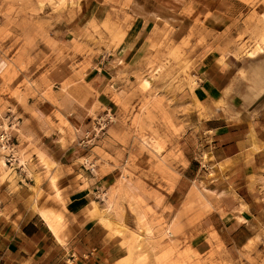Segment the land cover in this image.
<instances>
[{"label": "crops", "instance_id": "0c3cea01", "mask_svg": "<svg viewBox=\"0 0 264 264\" xmlns=\"http://www.w3.org/2000/svg\"><path fill=\"white\" fill-rule=\"evenodd\" d=\"M253 1L185 0L187 8H179V23L165 29L177 32L175 40L187 39L182 61L194 79L189 100L181 109L186 141L179 142L178 159L184 164L177 162L179 175L171 186L159 172L155 171L154 179L149 156L132 145L129 116L137 88L127 85L126 77L131 80L133 74L124 75L121 62L132 65L144 44H159L171 36L149 33L153 26L149 16L133 11L134 0L119 9V19L114 20V30L120 29L113 52L91 59L81 81L70 87L59 85L70 77L68 72L56 76L59 83L51 92L56 102L35 95L27 97L26 104L7 105V121L13 124L7 123L16 129L21 153L15 154L13 162L16 188L5 183L0 203V264H115L125 254L122 235L115 227L123 226V233H128L136 225L140 212L136 211L145 205L173 218L190 179L198 178L204 189L218 193L225 208L235 209L243 202L247 219L264 181V81H255L264 80V55L240 58L234 54L233 41L238 32L243 31L246 38L249 30L262 29L264 1ZM106 8L100 2L83 7L90 32L96 31L95 22L105 18ZM109 14L113 20L115 12ZM63 28L71 29L55 22L49 30L64 45L76 34L67 37V31L61 33ZM94 37L98 42L89 40V44L106 46L99 35ZM37 91L41 93V88ZM122 137L129 146L122 144ZM126 166L129 174L123 171ZM50 177L56 179L57 191ZM119 187L145 202L133 200L132 211ZM111 191L118 212L105 206ZM91 201H96L97 210ZM47 207L63 214L62 240L39 214V208ZM189 243L194 254L210 248L206 236Z\"/></svg>", "mask_w": 264, "mask_h": 264}, {"label": "rangeland", "instance_id": "374dc122", "mask_svg": "<svg viewBox=\"0 0 264 264\" xmlns=\"http://www.w3.org/2000/svg\"><path fill=\"white\" fill-rule=\"evenodd\" d=\"M98 2L107 7V14L97 22L94 20L96 31L92 33L86 28L87 16L83 14V7L97 6ZM128 2L129 0H0V22L3 19L0 23V133L6 131L10 135L15 154L20 150L16 145V129L8 126L9 121L10 125L13 123L11 120L7 121V105L24 103L27 97L33 98L35 95L39 96V100L56 102L57 99L51 92L59 83L56 76L63 73L68 72L70 77L61 80V89L80 82L84 71L91 66V59L97 60L101 53L116 49L119 42L116 35L120 26L114 30V20L119 19V9L122 10ZM180 7L186 10L185 0H134L133 11L149 16L153 25L148 30L149 33L162 35L165 32L171 36H165L159 44L154 41L144 44L133 57L132 65L121 62V72L124 75L128 72L133 74L131 80L126 77L127 85L137 88V96L129 116L133 126L130 130L132 145L135 151L149 156L148 167L153 165L154 179H157L155 171L159 172L170 182V186L179 175L177 162L184 164L183 160L178 159L179 142L186 141L181 109L185 108L184 102L189 100L188 95L194 85L188 65L182 61L183 46L187 39L182 37L175 40L177 32L165 31L166 28L173 29L171 26L179 23L182 18ZM109 11L115 12L113 20ZM55 22L59 26L71 28L70 31L63 28L61 33L67 31V37L73 34L76 36L64 45L58 43L50 36L54 30H49ZM94 34L107 42L104 48L89 44V40L98 42ZM243 34V31L238 32L233 41L237 47L234 54L240 58L257 56L259 52L264 55V25L262 29L249 30L246 38ZM152 48L154 50L150 52ZM239 72L242 76L246 74L243 68ZM39 88L41 93L37 91ZM137 122L138 126L135 127ZM121 140L123 145H130L123 137ZM190 142L191 140L186 142L187 147L192 146ZM7 152L8 149L0 143V203L5 197V183L16 188L13 185L17 178L13 163L15 160L7 161ZM123 171L129 174L131 169L126 166ZM50 183L56 190L57 182L54 177H50ZM31 186L36 188V184ZM203 186L202 180L198 178L189 180L184 200L173 218L163 217L151 205H145L136 211H140L136 213V225L128 233H123V226L115 227V231L122 235L120 244L125 249V254L115 264H264V181L261 183L262 190L253 200L247 219L242 214L245 208L243 202L235 209L225 208L218 193L206 190ZM120 190L134 212L133 200L145 202L138 195L122 188ZM116 199L114 191L105 196L106 208L111 207L118 212ZM91 204L97 210L96 201H91ZM33 206L35 207V203ZM40 210L53 217L59 231L58 237L55 236L62 240V212L50 207L39 208ZM231 211L241 214L233 216ZM203 236L209 239L210 248L202 254L192 253L189 240Z\"/></svg>", "mask_w": 264, "mask_h": 264}, {"label": "built area", "instance_id": "2783aa9c", "mask_svg": "<svg viewBox=\"0 0 264 264\" xmlns=\"http://www.w3.org/2000/svg\"><path fill=\"white\" fill-rule=\"evenodd\" d=\"M0 143L2 147L8 149V152L5 154L6 160L11 162V160H15V146L10 137V135L5 131L0 133Z\"/></svg>", "mask_w": 264, "mask_h": 264}, {"label": "bare ground", "instance_id": "6f19581e", "mask_svg": "<svg viewBox=\"0 0 264 264\" xmlns=\"http://www.w3.org/2000/svg\"><path fill=\"white\" fill-rule=\"evenodd\" d=\"M39 212H40L39 214H41V216L44 218V220L46 221V223L48 224V226L52 229V231L54 232V234L58 237L59 231H58L57 225L53 222V217L48 212H46V211L40 210Z\"/></svg>", "mask_w": 264, "mask_h": 264}]
</instances>
